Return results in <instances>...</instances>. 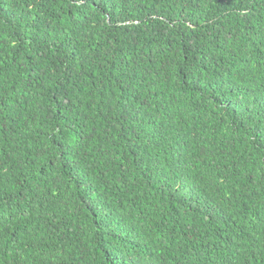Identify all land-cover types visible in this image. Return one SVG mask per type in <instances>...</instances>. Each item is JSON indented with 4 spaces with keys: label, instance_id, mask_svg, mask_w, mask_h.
<instances>
[{
    "label": "trees",
    "instance_id": "trees-1",
    "mask_svg": "<svg viewBox=\"0 0 264 264\" xmlns=\"http://www.w3.org/2000/svg\"><path fill=\"white\" fill-rule=\"evenodd\" d=\"M0 264H264V0H0Z\"/></svg>",
    "mask_w": 264,
    "mask_h": 264
}]
</instances>
